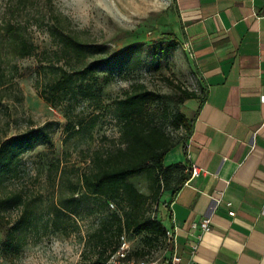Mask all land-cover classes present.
<instances>
[{
    "label": "rangeland",
    "instance_id": "1",
    "mask_svg": "<svg viewBox=\"0 0 264 264\" xmlns=\"http://www.w3.org/2000/svg\"><path fill=\"white\" fill-rule=\"evenodd\" d=\"M170 1L0 0V65L6 75L4 86L0 87V138L43 125L50 134L48 143L39 144L21 156L17 175L4 189L21 188L33 198V207L31 222L17 231L19 246L11 256L3 251L0 230V264H93L96 254L90 234L103 216L117 206L87 195L82 189L75 194L78 205L70 203L76 212L64 214L57 206L61 197L69 196V182H75L79 171L87 167L91 153L112 147L118 138L120 123L113 100L139 83L162 95L177 91L173 85L200 90L197 77L190 72L180 51L171 53L168 64L160 70L149 65L147 49L152 38L149 32ZM55 16L61 19L64 29L87 43L105 44L111 51L132 43L138 45L130 60L115 62L98 71L111 73L112 80L103 85L95 97L51 105L39 95L38 87L45 79L41 65L58 62L59 46L50 34V28L57 23ZM7 22L23 27L26 38L35 46L33 55L19 57L10 51L4 32ZM187 109L185 102L177 106L165 96L148 107L150 116L164 125L178 141L176 147L180 148L185 143L186 130L174 128L171 120L177 111L186 113ZM81 118H84L83 127L77 126ZM91 118H94L93 126L87 127ZM68 119L75 125L73 128L67 129ZM62 167H66V171L61 176ZM131 180L139 190L150 193V180L145 175ZM166 195L162 193L157 204L150 203L147 214L160 218V207ZM20 213L18 208L8 210L10 225ZM145 235L144 232H131L125 233V238L130 247H144L149 260L159 261L169 251V240L153 241L144 246Z\"/></svg>",
    "mask_w": 264,
    "mask_h": 264
},
{
    "label": "crops",
    "instance_id": "2",
    "mask_svg": "<svg viewBox=\"0 0 264 264\" xmlns=\"http://www.w3.org/2000/svg\"><path fill=\"white\" fill-rule=\"evenodd\" d=\"M153 28L177 39L200 90L185 143L164 158L199 173L167 193L170 248L151 264H264V0H171Z\"/></svg>",
    "mask_w": 264,
    "mask_h": 264
},
{
    "label": "trees",
    "instance_id": "3",
    "mask_svg": "<svg viewBox=\"0 0 264 264\" xmlns=\"http://www.w3.org/2000/svg\"><path fill=\"white\" fill-rule=\"evenodd\" d=\"M55 19L57 23L50 28V34L59 46L56 51L58 62L41 65L45 79L42 86L38 87L39 95L51 105L60 104L65 100L95 97L101 92L103 85L112 80L111 73L100 74L98 71L111 67L115 62L130 60L138 45L132 43L118 51H111L105 44L83 41L64 29L58 16H55ZM154 31L152 28L149 32L152 38L147 55L150 67L160 70L168 64V58L178 46V41L171 34L153 35ZM4 32L8 37L7 46L13 54L19 57L34 54L35 46L26 38L21 25L7 22ZM60 61L62 64L59 65ZM5 82L6 75L0 65V87L4 86ZM169 83L172 84V81L169 80ZM173 86L177 91L162 95L139 83L126 91L122 97L114 99L115 115L120 123L118 138L112 147L94 150L85 169L79 171L75 167L79 173L75 182L68 184L69 196L60 199L57 210L64 214L76 212L70 203L77 204L75 194L81 189L87 195L102 198L107 204L113 203L117 206L116 210L103 216L90 234L96 254L93 264H106L109 256L117 249L120 237L125 233L144 232V246L153 241L169 240L162 220L147 214V207L150 203L157 204L164 192L174 195L189 178L191 170L182 162L165 164L166 153L174 148L178 141L166 131L162 123H157L154 117L150 116L148 107L151 102L164 96L177 106L186 100L199 97L195 90L181 85ZM83 120L84 118L78 119L77 126L83 127ZM171 122L174 128L184 127L187 138L191 131V120L186 114L177 111ZM93 123L94 118H91L87 127H92ZM74 126L72 120L68 119L67 129ZM49 141L50 134L45 125L30 127L0 138V230L6 255L11 256L19 246L17 231L31 222L33 198H29L21 188L10 191L4 189L8 181L17 175L21 156L37 145ZM65 171L66 167L60 168L61 176ZM139 175H145L150 180L149 194L139 190L131 180ZM12 208L20 209L21 213L10 225L8 210ZM129 257L147 262L154 261L147 258L148 253L144 247H131Z\"/></svg>",
    "mask_w": 264,
    "mask_h": 264
},
{
    "label": "built area",
    "instance_id": "4",
    "mask_svg": "<svg viewBox=\"0 0 264 264\" xmlns=\"http://www.w3.org/2000/svg\"><path fill=\"white\" fill-rule=\"evenodd\" d=\"M199 173L198 167L193 165L191 167V175H197ZM113 206V203H110ZM229 214L233 215L234 211H229ZM212 227L210 217H204L199 222H193L192 228L199 229L201 233L209 231ZM168 239H171V233L167 231ZM130 245L127 242L125 235L120 237V242L117 249L109 256L106 264H151L152 262H147L143 259H136L134 257H129ZM197 245H192V250L195 251ZM174 261L178 262L179 258L175 257ZM154 262V261H153Z\"/></svg>",
    "mask_w": 264,
    "mask_h": 264
}]
</instances>
